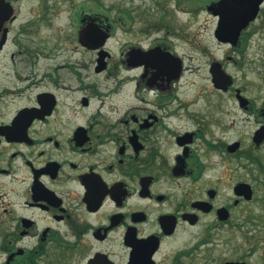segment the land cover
Returning a JSON list of instances; mask_svg holds the SVG:
<instances>
[{
	"label": "flooded vegetation",
	"instance_id": "flooded-vegetation-1",
	"mask_svg": "<svg viewBox=\"0 0 264 264\" xmlns=\"http://www.w3.org/2000/svg\"><path fill=\"white\" fill-rule=\"evenodd\" d=\"M220 1L209 48L0 0V264H264V2L222 29Z\"/></svg>",
	"mask_w": 264,
	"mask_h": 264
},
{
	"label": "rangeland",
	"instance_id": "rangeland-1",
	"mask_svg": "<svg viewBox=\"0 0 264 264\" xmlns=\"http://www.w3.org/2000/svg\"><path fill=\"white\" fill-rule=\"evenodd\" d=\"M78 5L88 2V6L93 11H127L133 17L141 21L142 26L146 23L168 21L170 27L175 32H181L188 25L190 37L196 41L209 45L212 48L211 33L215 27L216 19L209 12L203 9L204 5L211 0H78ZM90 1V2H89ZM116 16V15H115ZM190 38V39H191ZM191 43V41H189ZM195 58L197 53L190 51ZM218 53V52H217ZM220 53V52H219ZM224 53L221 50V54ZM195 62V73L189 79L194 85H189V90H198L199 87L206 88L208 84L203 78L206 77V70L199 68ZM202 82L206 84L202 85ZM202 85V86H200Z\"/></svg>",
	"mask_w": 264,
	"mask_h": 264
},
{
	"label": "water",
	"instance_id": "water-1",
	"mask_svg": "<svg viewBox=\"0 0 264 264\" xmlns=\"http://www.w3.org/2000/svg\"><path fill=\"white\" fill-rule=\"evenodd\" d=\"M264 0H221L220 5L222 6L221 10V17H222V22H221V28L222 29H230L232 26V22L236 20L237 18L240 17L241 13L245 11H251L252 16L250 17V21L253 20L258 12L261 3ZM241 4H248L252 5V7L249 8H243L240 5ZM216 82V80L214 79Z\"/></svg>",
	"mask_w": 264,
	"mask_h": 264
}]
</instances>
